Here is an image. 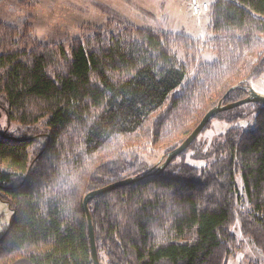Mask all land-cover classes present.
Wrapping results in <instances>:
<instances>
[{"label":"trees","instance_id":"obj_1","mask_svg":"<svg viewBox=\"0 0 264 264\" xmlns=\"http://www.w3.org/2000/svg\"><path fill=\"white\" fill-rule=\"evenodd\" d=\"M94 5L107 25L68 44L0 21V199L11 210L0 264H94L86 194L159 166L143 155L166 156L264 75V0H216L208 43L217 58L193 76L176 50L197 39ZM252 112L253 128L234 124ZM213 118L232 125L207 150L197 137L181 153L205 166L176 157L90 201L101 264H226L236 221L264 252V104Z\"/></svg>","mask_w":264,"mask_h":264},{"label":"rangeland","instance_id":"obj_2","mask_svg":"<svg viewBox=\"0 0 264 264\" xmlns=\"http://www.w3.org/2000/svg\"><path fill=\"white\" fill-rule=\"evenodd\" d=\"M95 2L108 4L120 11L134 25L158 31L183 32L194 39L196 45L189 52L178 48L176 54L188 62L190 76L197 73L203 63H213L217 55L208 43L210 8L216 0H0V21L20 26L21 30L29 24L34 35L45 43H70L77 37H84L98 27L108 23V16L100 11ZM252 88L259 94L264 91V75L251 81ZM264 95V94H262ZM231 110V109H229ZM255 113H249L245 119L234 124L244 128H253ZM232 124L220 118H213L210 126L198 136V144H205V150L221 138V134ZM16 126H13V129ZM192 150L184 156H177L175 162H187L197 167L207 164L204 158L192 156ZM151 164H158L165 158L161 151L144 154ZM240 194L245 196L244 182L238 178ZM0 228L11 216L6 202L0 199ZM238 239V247L226 264H264V252L241 230L239 221L232 226Z\"/></svg>","mask_w":264,"mask_h":264},{"label":"water","instance_id":"obj_3","mask_svg":"<svg viewBox=\"0 0 264 264\" xmlns=\"http://www.w3.org/2000/svg\"><path fill=\"white\" fill-rule=\"evenodd\" d=\"M248 102H259L264 104V95L257 93L252 87L249 90L248 96H246L243 99L230 102L227 104H223V101L221 100L216 106L211 108L205 116L202 118L200 123L195 127V129L189 134V136L174 150L170 151L165 158L159 163V166L153 167L149 171L144 172L141 175L138 176H131L127 177L121 180L114 181L112 183H109L105 186H102L97 189H93L89 191L85 198H84V206L86 209V213L88 216V222H89V233H90V242H91V251L93 256L94 264H101V260L99 257V251L97 247V241H96V232H95V226L93 223V217L90 211L89 203L90 201L95 198L98 195H101L105 192H108L110 190L119 188L124 185H129L132 182H136L148 175L151 174H157L164 171V169L174 160L178 155H180L182 152H184L186 149L189 148L191 143L199 136V134L203 131V129L206 127V125L209 123V121L219 112L232 109L234 107L240 106L242 104L248 103Z\"/></svg>","mask_w":264,"mask_h":264},{"label":"crops","instance_id":"obj_4","mask_svg":"<svg viewBox=\"0 0 264 264\" xmlns=\"http://www.w3.org/2000/svg\"><path fill=\"white\" fill-rule=\"evenodd\" d=\"M262 94H264V91L262 92Z\"/></svg>","mask_w":264,"mask_h":264}]
</instances>
